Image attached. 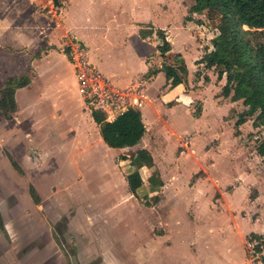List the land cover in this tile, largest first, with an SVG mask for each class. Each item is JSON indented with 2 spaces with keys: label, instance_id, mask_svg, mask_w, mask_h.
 Listing matches in <instances>:
<instances>
[{
  "label": "rangeland",
  "instance_id": "374dc122",
  "mask_svg": "<svg viewBox=\"0 0 264 264\" xmlns=\"http://www.w3.org/2000/svg\"><path fill=\"white\" fill-rule=\"evenodd\" d=\"M193 2L62 0L55 6L52 0H0V90L8 75L27 72L44 89L40 95H47L32 103L36 109L26 102L12 120L0 118V210L5 224V230L0 227V264H219L226 262L224 237L236 247L244 245L236 236L250 228L241 219L251 206L246 197L264 195V162L257 151L264 127L249 119L237 128L246 109L242 100L224 105L223 99L218 107L215 100L226 75L215 87L217 73L204 64L218 29L206 14L189 12ZM73 12L80 15L78 25L95 24L102 34L111 21L100 17L109 12L130 19L157 15L163 26L172 24L173 51L194 63L193 87H186L195 91L194 100L178 106V95H173L167 103L163 97L168 85L157 89L164 73L153 86L139 77L124 90L131 100L140 97L147 133L139 146L108 147L82 115L76 120L66 101L73 85L63 53L74 35L63 26ZM142 26L156 30L152 22ZM38 51L46 55L45 65L29 69ZM126 51L135 67L141 47L131 40ZM150 61L155 68L165 62L159 57ZM57 94L66 107L55 112L50 101ZM199 95L207 97L200 119L193 117ZM141 147L151 151L166 184L150 193L147 178L152 171L141 169L145 186L140 196L149 194L152 202L159 197L152 207L129 191L126 175L133 167L121 159ZM7 153L18 160L24 175L13 169ZM31 185L39 202L30 194ZM235 190L222 207V192ZM262 214L260 228L264 210Z\"/></svg>",
  "mask_w": 264,
  "mask_h": 264
},
{
  "label": "trees",
  "instance_id": "16d2710c",
  "mask_svg": "<svg viewBox=\"0 0 264 264\" xmlns=\"http://www.w3.org/2000/svg\"><path fill=\"white\" fill-rule=\"evenodd\" d=\"M60 6L61 0H52ZM191 14L203 13L217 27L218 32L211 40L212 49L209 58L205 60V67L217 73V80L221 81L226 75V83L222 86L221 95L233 101L242 100L246 109L236 123L237 128L253 119L254 125L264 127V0H194L190 7ZM154 30L140 31L142 38L151 37ZM159 44L157 50L167 59L172 51V43L164 30L156 31ZM209 50V48H208ZM68 53V49H66ZM174 62H164L162 67H151L147 77L157 75L163 71L170 88L188 83L189 70L185 58L181 53L173 56ZM31 82L26 75L9 76L5 79L0 90V118L11 119L17 111L16 92L19 88ZM203 105L194 112L195 117L202 113ZM92 116L97 123L103 141L112 148L135 147L144 139L147 126L140 109L128 108L114 120H108L107 115L93 110ZM1 120V119H0ZM258 154L264 162V136L257 145ZM12 166L20 173L24 170L18 161L7 153ZM122 160H130L133 170L126 175L129 191L147 207H152L159 201L154 196L152 202L149 194L142 198L139 190L145 186L141 169L147 167L152 173L148 178L150 193L159 192L164 181L151 151L139 148L131 156L123 155ZM30 194L34 201L39 202L40 196L34 185L30 186ZM0 227L5 230L4 220L0 210ZM252 240L257 239L260 244L256 247L263 252L264 237L252 233ZM264 260V256L262 257Z\"/></svg>",
  "mask_w": 264,
  "mask_h": 264
},
{
  "label": "crops",
  "instance_id": "0c3cea01",
  "mask_svg": "<svg viewBox=\"0 0 264 264\" xmlns=\"http://www.w3.org/2000/svg\"><path fill=\"white\" fill-rule=\"evenodd\" d=\"M103 1H105V0H97V4H102ZM130 1L132 2L133 0H130ZM134 1H139V0H134ZM53 4H54V2H53ZM61 4H62V2H61ZM61 4H60V6H61ZM71 16H73V18L72 19L70 18L69 23L66 24V26H63V28L68 27L69 31L74 35L72 40L70 39L69 42H66L67 46H65L64 53H63V58L66 60V63L68 65V66H65L66 70L69 71L68 80L71 79L72 85H73L72 94H69L67 96L68 99L66 101L69 105L71 113L76 118V120H78V115H82L84 120H86L87 128L89 129V127H91L92 129H94L96 127L97 132H98L97 133L98 138H99V140L101 139L103 141L101 134H100V129H99L97 123L94 121L93 116H92L93 109H91V107L89 106V104L86 102V100L83 98V96L81 95V93L79 91L78 81H77V76H76V68H75V65L73 64V62L71 60L69 46L72 43H79L81 45H84L88 49L89 58H90L91 62L93 64H95L104 73V75L109 80H111V82L113 84H115L117 87H119L121 89H127L130 86V84H133L135 82V80L139 81L138 79L141 76H144L145 78H147L146 83H148L149 86H153L156 78L158 76H160L161 73H164L163 71H160L155 76L147 77V73H148L149 69L151 68L150 59L154 58V57H159L161 60L164 59L160 55L159 51L157 50V45L159 44V40L157 38L156 31L157 30H164L166 32L169 40L171 41L172 40L171 37H172V33H173V31H172L173 27L171 26L172 24H170L169 22L166 23V26H163V24H165L164 20L158 19L157 15L156 16L153 15V17L151 16L148 19H144L143 18L144 16L142 14L141 15V17L143 16L142 18L138 15L135 18L133 17L132 19H130V18H126V16H122L118 13L116 15V14H112V12H109V13H104L100 17L104 21H111L109 25L108 24L103 25V27H105V29H102V31L105 32V34H102V33L97 32V28H96L97 26H95V24H93L92 26L88 25L86 28H82L80 25H78L79 24L78 20L81 21V19H80V15H77L76 12H73L71 14ZM122 19L126 22H132V23L126 24V22H125L126 25L130 24V26H128L126 28V25L121 22ZM148 22H152L153 25H155L154 28L156 30L151 37L142 38L140 35V31L145 29L142 25H143V23H148ZM106 32L107 33L109 32V33L107 34ZM186 33L184 32V34H186ZM110 36H112V38H110ZM131 40H133L142 49V52L139 56L140 57L139 63L135 67L130 65L131 56L126 51V48L129 45ZM66 49L69 50L68 53H67ZM211 49H212V47L209 48V50H211ZM171 53H173V56L176 53H181L183 55V52H174L173 51V45H172ZM170 55L171 54L169 53L168 58L164 59V60H165V62L172 64L174 62L173 57H172V62H168L170 60V58H169ZM183 57H184V55H183ZM46 60H47L46 55H44V54L41 55V51H38L36 53V55L32 58L29 69H31V67H37V66L44 67V65H45L44 61H46ZM185 60H186L188 70H189V76H188V83L187 84H180L177 87L170 88V85L168 84L166 75L164 73L165 80L159 86H157V89H158V88H161L165 85H168L170 90L167 89V92L165 93V96L163 97V99L165 101H168L169 99L173 98V95H178V98H177V101H178L177 105L178 106H183V104H185L186 101L194 100L193 94H195L194 90L186 89V87L187 88L193 87V85L191 83H192V77H193L194 63L191 60L187 61L186 58H185ZM36 63H37V66H36ZM162 65H163V63L160 64L159 66H157V68L162 67ZM32 71H34V70H32ZM14 75H16V74H14ZM23 75L28 76L30 78L31 82L27 86L19 88L17 90V92H16L17 111L13 114V117L11 119H7V118L3 117L7 121H10L14 118L15 114L19 110V107H20L19 104H25L26 102H29L30 103L29 109L30 110H31V108L36 109V107H38V106L33 105L32 103H34L35 101L45 100V98H43V97L47 96L45 94L43 96L40 95L39 92L40 91L43 92L44 89L43 88L41 89L40 83L37 82V79L34 78L33 75H30L29 73L25 72V73L17 75V76H23ZM9 76H13V75H8L7 77H9ZM114 78H117L118 81H115ZM208 79H210V78H205L206 81H208ZM216 81L219 84H221V83H223L224 78L221 81H218L216 79L214 82L215 87H216ZM3 84H4V82H3ZM138 84H140V83H138ZM138 84H137V86H138ZM30 87H32V88H30ZM62 88H63V85H62ZM62 88H61V90H62ZM30 89L33 91L30 92L29 95H26L25 93H28V91H30ZM35 92H38L39 95L38 96L34 95ZM21 94L26 95V97L23 100H21V98H20ZM50 94H51V92H50ZM59 97H61V96H59V94H57V96L52 98V99H54V100H52L53 102L50 101V104L53 107V110H55V112L57 109H58V111L61 109L64 110V108L66 107L62 104ZM219 97L220 98H217V100H215L218 104V107H219L220 101H222L223 99L225 101L224 105H226V104L232 105L233 102H235L230 97L225 98L222 95ZM138 98H140V97H138ZM200 99H201L200 101L202 102V105H203V109L205 110L207 97L206 96H204V97L200 96ZM208 101H209V99H208ZM167 103H172V102L168 101ZM40 109H43V108H39V110ZM218 109H221V108H218ZM204 110H202V113L199 117H195V115L193 113V117L199 118V119L202 118L204 116ZM72 114H71V116H72ZM139 145H140V143L137 146H139ZM141 148H146V147H141ZM117 149L118 150H124L123 148H117ZM155 163H156L158 169L160 170V167L158 166L156 160H155ZM143 168H147V167H143ZM13 169L16 172H18L14 167H13ZM149 170H151V169H149ZM160 172H161V170H160ZM151 173H150V175H151ZM24 174H25V171H24ZM20 175H22V174H20ZM149 176H148V178H149ZM161 176H162V172H161ZM148 178H147V181H148ZM162 179L164 181V186L162 189H164L166 184H165V179L163 178V176H162ZM144 182H145V180H144ZM236 191H238V190L233 191V193L228 192V191L222 192L223 198L219 199L218 203L222 207H226L225 196L232 197L236 193ZM155 193H157V192H155ZM246 199L251 204V206L249 208H246L247 216L241 215V219H244V221L250 225V228L246 231L238 232L237 236H236V238H237L238 234L240 235L244 245L242 244V245L236 247V245L234 244V242L231 239H227L224 237L223 243L226 244V258H225L226 262L219 263V264H239V263L243 264V263H245L247 261V258H248V242H249V240L252 239L251 234L255 233V234H258L259 236L264 237V228L259 227V224L262 221V215H263L262 213L264 210V195H263V193L260 192L255 198H253L252 194H250L249 199H248V197H246ZM237 209H239V208H237ZM240 209H242V208H240ZM243 209H245V208H243ZM235 239H234V241H235ZM262 254L264 256V248H263ZM213 264H218V262H215Z\"/></svg>",
  "mask_w": 264,
  "mask_h": 264
},
{
  "label": "built area",
  "instance_id": "2783aa9c",
  "mask_svg": "<svg viewBox=\"0 0 264 264\" xmlns=\"http://www.w3.org/2000/svg\"><path fill=\"white\" fill-rule=\"evenodd\" d=\"M71 60L76 68L78 87L91 109L105 113L108 120H114L128 108L139 109V98L131 100L127 90L117 87L91 62L88 49L79 43L69 46ZM260 241L248 242V258L243 264H264L263 254L257 251Z\"/></svg>",
  "mask_w": 264,
  "mask_h": 264
}]
</instances>
